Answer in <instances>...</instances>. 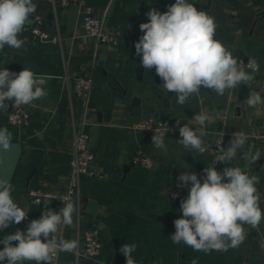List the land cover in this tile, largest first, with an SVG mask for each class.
Returning a JSON list of instances; mask_svg holds the SVG:
<instances>
[{
	"label": "crops",
	"instance_id": "obj_1",
	"mask_svg": "<svg viewBox=\"0 0 264 264\" xmlns=\"http://www.w3.org/2000/svg\"><path fill=\"white\" fill-rule=\"evenodd\" d=\"M111 1L78 0L76 7L63 8L56 0H34L37 9L31 22L34 17H41L43 30L49 34L58 30L61 42L56 45L40 43L22 33L20 38L25 43L20 49L5 47L0 51V68L6 67L16 73L23 68L31 69L44 78L48 93L25 105L27 125L11 126L6 120L9 108L0 111V128L9 129L12 142L24 140L27 143L11 184L14 200L28 209L27 218L19 225L0 231V238L16 229L26 230L30 221L39 219L46 207L57 212L62 208L52 201L34 205L28 191L33 188L49 193L65 191L71 178L74 130L91 139L93 127L97 126V141L91 149L96 176L90 178L87 196H80L73 225L60 229L65 239L76 240L79 246L75 252L60 253L57 264H79L84 259V232L99 230L100 225L106 228L111 239L110 264H126L119 251L125 243L137 244V250L132 253L136 264H191L193 259H198V264H260L264 249L259 247V241L264 240V221L259 230L245 225L248 233L245 241L227 252L214 250L205 254L183 243L172 242L173 221L182 215L180 201L187 197L190 185L183 188L181 198L172 200L169 183L178 182L177 176L185 171L195 172L202 178L203 170L217 156L178 145L179 131L165 134L168 151L163 152L151 143L152 134L136 131L132 125L138 120L164 119L179 120L183 126L198 112H205L212 115V120L204 126L208 133L204 145H215L222 140L227 147L232 133H245L249 152L262 153L258 161L251 165L247 161L244 165V157L238 156L231 163L217 162L215 167L223 171L225 167L238 165L249 175L258 176L260 182L256 187L264 211V103L249 107L246 99L250 89L241 85L224 96L202 89L201 99L192 97L184 106L178 105L175 94H166L161 89L155 69L142 68L134 47L143 35L139 25L148 22L145 14L150 8L164 12L175 0H116L109 11ZM190 2L214 17L215 38L232 51L235 58L257 60L260 71L255 74L252 90L259 92L264 100V0ZM87 8L103 20L104 29L114 37L115 44H96L82 36L81 18ZM64 9L77 10L72 34L67 31ZM55 19L57 25L54 24L52 32ZM139 69L141 71H137ZM81 76L92 80L90 94L83 105L74 94L75 79ZM78 109L81 110L79 117ZM189 126L200 128L196 123ZM45 137L52 145L45 143ZM137 152L151 161L149 168L131 164ZM87 201L96 203L97 213L87 211ZM101 241L103 248L94 258L95 264H104L103 257L110 251L102 233Z\"/></svg>",
	"mask_w": 264,
	"mask_h": 264
},
{
	"label": "clouds",
	"instance_id": "obj_2",
	"mask_svg": "<svg viewBox=\"0 0 264 264\" xmlns=\"http://www.w3.org/2000/svg\"><path fill=\"white\" fill-rule=\"evenodd\" d=\"M36 9L34 0H0V51L5 47H22L25 41L20 38L21 34L31 23ZM145 15L148 22L139 25L143 35L135 42V54L140 57L144 70L155 69L161 89L166 94H175L178 105L184 106L192 97L201 99L202 89L224 96L241 85L250 89L246 99L249 107L264 103L260 93L252 90L255 74L260 71L259 63L250 58L245 67L242 60L238 61L232 51L215 38L217 24L213 16L198 10L190 0H175L164 12L152 7ZM45 85L44 78L29 68L19 73L0 68V111H7L10 105L19 108L44 98L48 94ZM211 120V114L198 112L183 126L181 121H175L180 137L176 143L203 153L208 135L204 126ZM193 123L200 128L190 127ZM12 139L7 127L0 128V148L8 150ZM247 142L245 133L234 132L227 147L222 140L218 143L220 154L203 170L202 178L192 171L177 176V187L190 185V188L187 197L180 201L181 217L173 221L175 232L170 238L174 244L183 243L205 254L214 250L227 252L245 241L248 235L245 225L260 229L264 211L256 187L259 177L249 175L238 165L225 167L223 171L215 167L217 162L231 163L238 156H246L249 165L256 163L262 153L248 152ZM151 143L163 152L168 151L164 132L153 134ZM13 191L9 181L0 179V231L19 225L28 216V209L14 200ZM58 198L63 202L58 212L46 207L39 219L30 221L26 230L16 229L0 238L3 245L0 264H57L60 253L78 249V241L65 239L60 234L62 226L73 225L76 204ZM259 247L264 249V240L259 241ZM136 250L135 243L120 247L126 264H136L132 256ZM191 264H198V259H193Z\"/></svg>",
	"mask_w": 264,
	"mask_h": 264
},
{
	"label": "built area",
	"instance_id": "obj_3",
	"mask_svg": "<svg viewBox=\"0 0 264 264\" xmlns=\"http://www.w3.org/2000/svg\"><path fill=\"white\" fill-rule=\"evenodd\" d=\"M63 8L76 7L78 0H59ZM55 25L57 21L55 19ZM43 19L39 16L33 18L29 26H25L23 33L27 38L40 42V43H51L59 44L61 42V36L57 30V33L49 34L42 28ZM82 36L85 38L92 39L96 44H115L114 37L107 33L104 29L103 20L92 15L90 9H85L81 18ZM243 61L245 67H247L248 60L237 59ZM250 71V69H248ZM92 87V80L90 77H77L74 83V94L77 99L83 105L87 100ZM7 122L14 127H20L27 125L28 115L25 110V105L22 107H15L10 105L9 111L6 114ZM177 120H160V119H145L138 120L133 123L132 128L136 131L155 134L158 132L171 133L178 132V128L175 126ZM182 126V124H181ZM166 130V131H165ZM89 135L85 133H76L74 130L73 136V152L72 160L70 162L71 178L68 183L67 189L60 193H49L42 188H33L28 191V197L34 203V205H42L47 201H52L56 205L63 207V202L58 197L65 198L66 200L76 204L77 211L80 207V196H81V183L82 178H92L96 176V173L92 167L94 161V154L89 148ZM218 143L215 145H204L205 151L203 153L196 151L201 154H210L218 156ZM133 166H141L149 168L151 161L144 156L142 153L137 152L131 159ZM179 182H172L168 185L169 196L172 200H177L183 196V188L177 187ZM175 193V196L173 194ZM39 201L40 204H37ZM83 253L84 259L94 260L97 257L102 248L103 244L101 241V233L98 229H90L84 232L83 237ZM260 264H264V254L261 257Z\"/></svg>",
	"mask_w": 264,
	"mask_h": 264
},
{
	"label": "water",
	"instance_id": "obj_4",
	"mask_svg": "<svg viewBox=\"0 0 264 264\" xmlns=\"http://www.w3.org/2000/svg\"><path fill=\"white\" fill-rule=\"evenodd\" d=\"M56 1H59V0H56ZM115 1L116 0L111 1L109 11H112ZM62 14L65 15L67 19V31L70 34H72L75 29V24H76V19H77V10L76 9H64L62 11ZM52 32H54V23H52ZM137 71H141V69ZM80 114H81V110L78 109L77 116L79 117ZM97 133H98V127L94 126L92 136L90 139V143H89L90 149H92L95 146V143L97 141ZM44 141L45 143L52 145V141H50L46 137L44 138ZM11 143H12V146L8 150H4L0 148V179L7 180L10 183L14 177L15 171L19 164L23 148L27 145L26 141L24 140L11 142ZM247 151L249 152V149ZM244 159H245L244 165H246L248 161L247 157L244 156ZM89 182H90V178H82L80 191L84 197L87 196V189H88ZM86 209L90 213H93V214L97 213V205L93 201H87ZM99 230L101 231L102 235L106 239V242L110 250L103 257L104 264H110V261L112 258V251H113V248L111 245V239L105 227L100 225ZM79 264H95V263H94V260H91V259H82L79 261Z\"/></svg>",
	"mask_w": 264,
	"mask_h": 264
}]
</instances>
